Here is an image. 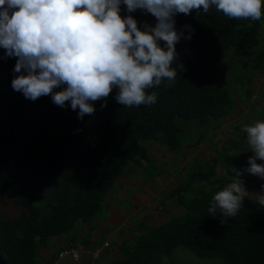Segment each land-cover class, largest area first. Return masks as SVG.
<instances>
[{
    "label": "trees",
    "instance_id": "16d2710c",
    "mask_svg": "<svg viewBox=\"0 0 264 264\" xmlns=\"http://www.w3.org/2000/svg\"><path fill=\"white\" fill-rule=\"evenodd\" d=\"M261 13L259 21L229 19L215 8L200 16L196 11L177 14L176 29L185 36L189 31L182 26L190 25L193 31L190 40L181 39L175 45L177 63L183 66L173 65L175 82L151 89L157 93L156 102L139 107L118 104L113 89L106 106L94 102L96 112L83 119L77 118L79 109L73 111L68 102L61 108L50 96L31 101L14 91L11 80L19 75L13 72L16 58L5 57L0 48L1 201L6 202L4 197L15 186L29 187L13 198L21 209L15 218L0 214V257L8 264H43L39 250L49 248L52 237L68 238L78 226L95 221L119 176L133 167L142 169V182L160 174L161 167L148 154L150 141L177 157L184 144L201 137L214 154L212 160H195L180 170L167 195L183 211L154 227L140 223L141 231L132 241L115 245L116 258L96 264H174L164 263L163 258L177 247L223 264H264V206L247 197L238 214L225 218L224 224L220 223L223 217H213L208 211L212 195L231 181V168L247 167L252 155H238L236 148L242 146L235 139L218 145L215 131L232 112L229 86L251 98L252 81L264 68V29L259 31L264 25V0ZM120 14H128L123 5ZM131 15L138 26L156 23L141 10ZM229 50L249 51L250 60L220 65ZM233 66L239 67L234 82L229 76ZM218 165L222 175L216 173ZM84 168L87 171L80 177ZM251 176L244 173L241 177L245 186ZM87 228L81 240L85 247H89L92 229ZM103 241L98 239L93 247Z\"/></svg>",
    "mask_w": 264,
    "mask_h": 264
},
{
    "label": "clouds",
    "instance_id": "9594fccd",
    "mask_svg": "<svg viewBox=\"0 0 264 264\" xmlns=\"http://www.w3.org/2000/svg\"><path fill=\"white\" fill-rule=\"evenodd\" d=\"M121 5L127 15L121 16ZM211 8L229 19L262 16L261 0H0V48L16 58L13 72L19 74L11 88L31 101L50 96L61 108L68 102L79 109L78 119L93 115L96 101L105 107L113 89L124 107L154 104L157 93L150 90L175 82L173 65L183 67L175 45L193 31L190 25L182 26L189 35L178 31L174 17ZM137 10L151 14L155 25L138 26L131 15ZM244 132L252 153L247 167H232L231 181L209 201V213L223 217L221 224L250 194L264 206V185L249 193L241 179L247 173L264 180V120L244 125Z\"/></svg>",
    "mask_w": 264,
    "mask_h": 264
},
{
    "label": "rangeland",
    "instance_id": "374dc122",
    "mask_svg": "<svg viewBox=\"0 0 264 264\" xmlns=\"http://www.w3.org/2000/svg\"><path fill=\"white\" fill-rule=\"evenodd\" d=\"M263 29L264 25L262 24L259 31ZM250 55L251 52L249 51H237L235 53L229 50L220 65L237 64L240 58L249 61ZM238 69V66H233L230 69L232 73L229 76L233 82ZM251 89L253 95L247 99L243 97L240 90L237 91L229 86L234 101L232 112L223 118L222 125L215 131L219 137L218 145H229L233 139L239 141L242 148H236V153L241 157L250 153L244 125H251L255 121L264 120L262 116L264 113V68L254 77ZM194 146L196 147L195 150L192 149ZM148 154L155 158L157 165L161 167L160 174L146 182H142V169L133 167L127 173L121 175L116 181V189L106 196L105 210L103 209L96 220L91 223V225H95V228L90 231L91 240L102 239L104 240L103 244L108 243L109 245L108 252H105L99 260L101 263L118 256L119 253L115 245L120 244L123 240L132 241L135 235L141 231L137 230V225L140 222L154 227L166 221L170 216L180 214L183 208L174 199L167 196L175 187V175L180 170L185 171L188 169L191 163H195V160L211 161L214 155L205 145V139H201V137H197L193 143L184 144V151L177 157L169 153L160 143L150 141L148 143ZM175 166L177 167L174 170ZM86 171V168L80 170V177ZM216 173L218 175L223 174V169L219 165L216 168ZM251 183L250 189H247V191L249 193H260L264 180L252 175ZM250 195L255 196L254 194ZM13 198L12 193H8L4 197L5 203L0 198V214L6 219L15 218L21 211L13 202ZM85 225L78 226L74 235L68 237L69 241L60 242L58 245L60 244L62 248L69 244L81 245L82 238L88 232ZM56 248L39 250L48 259L42 260L43 264H49L54 260L57 253ZM163 262H173L174 264H223L220 259H200L183 247H177L171 256L163 258ZM60 264L78 263L67 256Z\"/></svg>",
    "mask_w": 264,
    "mask_h": 264
},
{
    "label": "built area",
    "instance_id": "2783aa9c",
    "mask_svg": "<svg viewBox=\"0 0 264 264\" xmlns=\"http://www.w3.org/2000/svg\"><path fill=\"white\" fill-rule=\"evenodd\" d=\"M108 247V243L99 247H85L79 244H69L57 251L56 256L49 264H60L67 256L73 259L78 264H96L101 258L104 249Z\"/></svg>",
    "mask_w": 264,
    "mask_h": 264
},
{
    "label": "crops",
    "instance_id": "0c3cea01",
    "mask_svg": "<svg viewBox=\"0 0 264 264\" xmlns=\"http://www.w3.org/2000/svg\"><path fill=\"white\" fill-rule=\"evenodd\" d=\"M123 175V174H122ZM120 177V176H119ZM118 177V178H119ZM117 178V179H118ZM117 181V180H116ZM116 184V183H115ZM115 184H114V187H113V189L111 190V191H114L115 189H116V187H115ZM251 179L246 183V186H245V188H246V190L247 189H250V186H251ZM110 191V192H111ZM109 192V193H110ZM108 193V194H109ZM253 195H249L248 197H250V198H252V199H254V200H257L256 199V197L255 196H253ZM106 202V201H105ZM92 223V222H91ZM91 223H89V224H86L85 226H86V228H87V225L88 226H90L92 229L90 230V231H92L94 228H95V225H91ZM140 223H142V222H140ZM139 223V224H140ZM139 224L137 225V230H139ZM88 229V228H87ZM98 239H95L94 241L93 240H91V238H90V232H89V247H93L95 244H96V241H97ZM50 241H51V246L49 247V248H47V249H50V248H56V247H58V248H56L55 250H59V249H61L62 248V246L59 244L58 245V243H63L64 241H69V238H60V237H52L51 239H50ZM42 250H46V249H41V251ZM41 251H39V254H40V256H41V258H42V260H48L47 258H46V256H43V254H42V252ZM48 258H50V257H48Z\"/></svg>",
    "mask_w": 264,
    "mask_h": 264
},
{
    "label": "water",
    "instance_id": "95a60500",
    "mask_svg": "<svg viewBox=\"0 0 264 264\" xmlns=\"http://www.w3.org/2000/svg\"><path fill=\"white\" fill-rule=\"evenodd\" d=\"M29 189L27 185H17L11 189L9 193H12V196L17 197L18 195L26 192ZM0 264H8L2 257H0Z\"/></svg>",
    "mask_w": 264,
    "mask_h": 264
}]
</instances>
